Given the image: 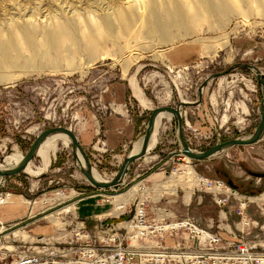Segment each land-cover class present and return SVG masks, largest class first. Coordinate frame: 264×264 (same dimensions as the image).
<instances>
[{
  "label": "rangeland",
  "instance_id": "rangeland-1",
  "mask_svg": "<svg viewBox=\"0 0 264 264\" xmlns=\"http://www.w3.org/2000/svg\"><path fill=\"white\" fill-rule=\"evenodd\" d=\"M123 105L143 123L141 132L109 149L106 125L123 117ZM165 108L181 113L180 137L176 119L163 118L155 149L131 163L116 187L93 186L69 142L56 144L44 170L35 156L29 169L5 175L0 207L19 205L23 216L0 221V262L51 253L72 240L78 247L122 242L123 250L138 199L149 217L166 215L165 224L191 220L219 234L224 215L236 218L238 242H248L253 225L264 235V178L249 174L264 173V136L201 161L187 157L181 143L206 153L255 134L264 108V0H0V163L25 157L47 131L67 129L80 140L94 130L82 152L102 178L116 179L153 112ZM197 176L222 181L237 198L218 206L223 194L213 196ZM92 192L107 216L80 215L78 200ZM118 203L128 205L126 214ZM186 232L141 243L193 247Z\"/></svg>",
  "mask_w": 264,
  "mask_h": 264
},
{
  "label": "built area",
  "instance_id": "built-area-1",
  "mask_svg": "<svg viewBox=\"0 0 264 264\" xmlns=\"http://www.w3.org/2000/svg\"><path fill=\"white\" fill-rule=\"evenodd\" d=\"M199 179L200 184L210 189L213 196L223 194L221 199L217 197L215 200L218 206L225 205L230 195L237 198L233 194L234 191L222 181H213L205 177ZM241 199L247 201L243 197L239 198L240 207L245 205ZM149 216L145 202L138 199L135 215L125 229L123 250L122 242H119V247L114 246L116 247L114 250V247L109 245L96 247L86 244L78 247L72 240L73 245L57 248L51 253L47 251L42 254L23 253L10 264H264V252H254L253 248L256 245L238 242L235 236L234 241H224L218 233L212 234L202 230L191 220L165 224L166 217L157 214L152 218ZM181 231H187L186 235L194 243L193 247L165 248L163 244L146 246L141 243V240L158 236L163 238L168 233L172 235ZM115 241L118 242V238L112 240ZM223 243H226V246L222 245Z\"/></svg>",
  "mask_w": 264,
  "mask_h": 264
},
{
  "label": "crops",
  "instance_id": "crops-1",
  "mask_svg": "<svg viewBox=\"0 0 264 264\" xmlns=\"http://www.w3.org/2000/svg\"><path fill=\"white\" fill-rule=\"evenodd\" d=\"M125 94H123V103L125 101L124 99ZM135 114L129 110L128 107H125L123 105V117H114L112 119H109V123L110 121L114 124V126L112 128H110L108 125H106V128L108 129V140H107V146L109 147V149H116V146H118L119 144H123V148L125 147V145L130 144L133 142V140L140 134L141 132V127H142V122L140 124V121L137 119L136 116H134ZM95 131L94 130H89L88 132L86 131V133H84L80 140H78L79 145L81 146V148H89L95 141ZM117 132V133H116ZM121 140V143H118ZM121 144V145H122ZM95 192H92L91 195L85 196L81 199L78 200V202L82 201V205L80 206V215L81 216H86V215H92L93 217H104L107 216L105 214V210L107 209L109 211V208H102L100 207V201H96V199H94L95 196H97L96 194H94ZM189 199L190 196L188 195ZM120 199L125 198V196H120ZM259 201L263 202L264 201V194L259 197ZM119 199V201H120ZM186 201V203L189 202ZM187 200V199H186ZM253 201H258L257 198L252 199ZM125 200H123L124 202ZM103 206V205H102ZM2 208V207H0ZM121 208H123L124 213L126 214V210L128 208V205L125 203H121ZM116 207V209H121ZM105 214V215H104ZM110 214V213H109ZM157 216L159 214V211H157ZM155 214V215H156ZM124 215V214H123ZM23 216L22 210L20 209L19 205H14L13 207H3L2 209H0V221H16L18 219H20ZM166 217V215H165ZM225 218V219H224ZM221 219L227 220L226 223H223V225L221 226L222 228H220L218 230L219 235L221 236V238L223 240H232L235 239L233 234H237V230L239 228L238 223L236 224V218L234 219L233 217L228 219V216L224 217V215H221ZM107 219H104V221ZM213 222H209V224L211 225ZM209 225V226H210ZM255 225H253L252 228H249L248 230V234L246 236V240L251 243V244H255L260 248L264 249V235L260 234L259 231L254 228ZM44 229V228H39ZM38 229V230H39ZM260 229L263 230L264 232V225L260 226ZM45 233L43 231H41L40 235L42 236H46L44 234H51L50 229H44ZM44 233V234H42ZM232 233V234H231ZM39 235V234H38ZM39 235V236H40ZM238 240V239H237ZM173 244V240H167V245H172Z\"/></svg>",
  "mask_w": 264,
  "mask_h": 264
},
{
  "label": "bare ground",
  "instance_id": "bare-ground-1",
  "mask_svg": "<svg viewBox=\"0 0 264 264\" xmlns=\"http://www.w3.org/2000/svg\"><path fill=\"white\" fill-rule=\"evenodd\" d=\"M138 93H139V91H138ZM262 114H263V112H262ZM171 117H174V119H176V121H177V115L170 112L169 110H164V111L156 113L154 116L153 132H152L151 137L149 139L146 137H143V138L139 139L136 143H134L131 154L129 156L140 154L144 150H146V152H148V153L151 152L152 150H154L156 145H157V138H158L159 128H160L162 119L163 118H171ZM253 136L254 135H252L251 137H249L247 139H242V140H250L253 138ZM263 136H264V132H263L260 140L263 138ZM58 142H64V143L69 142L74 146V141H73L71 135H69L67 132H61V131H56V132H53L51 134H48L36 143V146L34 147V155L33 156L34 157L37 156L41 159V162H42L41 170H44L50 164L51 152L53 151V149H55V146ZM230 147L231 146H226V147L222 148L220 151H218L217 153H215L211 157H214L215 155L229 149ZM182 150L183 151L185 150L183 145H182ZM74 151H75V155L77 157V163H78V166H79L81 172L82 173L85 172L86 174H89L93 181L100 183V184H110L112 181L115 180V179L106 180V179L102 178L101 175L95 169H92V167L85 161L83 154L80 152V150L78 148H75ZM185 151H187V150H185ZM193 154H201V153H194L193 152ZM25 161H26V156L23 157L22 155H17V154L12 155V156H7L0 163V182L3 179V177L1 176L2 173H8V172H12L14 170H19V169H22V172H23L26 169H29L28 165H29L30 161H28V162H25ZM127 169H128V166H126L125 171L122 174L121 178L123 177V175L125 174ZM31 173H32V175H37L36 172H31ZM199 178L200 177L197 176L198 184L200 183ZM133 193H135V191H129L126 194V196L127 195L131 196V195H133ZM119 199L120 198L117 197V200H119ZM188 199H189V197H187V201H188ZM123 200H125V198H123ZM119 206L120 207H118V208H121V203L119 204Z\"/></svg>",
  "mask_w": 264,
  "mask_h": 264
},
{
  "label": "water",
  "instance_id": "water-1",
  "mask_svg": "<svg viewBox=\"0 0 264 264\" xmlns=\"http://www.w3.org/2000/svg\"><path fill=\"white\" fill-rule=\"evenodd\" d=\"M249 67V66H247ZM249 68H252V70H254L255 72H257V75L258 77L261 76V73L259 71H257V69L255 67H249ZM261 80V79H260ZM164 110H169L170 112L174 113L175 115H177V126H178V130H179V137H180V122H181V113L179 112V110L177 109H172V108H165V109H158L156 111L153 112V114L151 115L150 119H149V123H148V133L146 134V138H150L151 135H152V132H153V122H154V116L156 113L158 112H161V111H164ZM263 114H262V117H261V121H260V124L253 136L252 139L250 140H233V141H229V142H225L223 144H220V145H217L216 147H214L213 149L209 150L208 152L206 153H201V154H193V152H191V150L183 143L182 145L184 146L185 150L187 151H183L184 154L189 157L190 159H194V160H197V161H201V160H205V159H208L210 158L211 156H213L215 153H217L218 151H220L222 148L226 147V146H249V145H252L256 142H258L264 132V109L262 110ZM56 131H61V132H67L69 135H71L73 141H74V149L75 148H78L80 150V152L83 154L82 152V148L81 146L79 145L78 143V140H77V137L75 135H73L69 130L67 129H55V130H50V131H47L46 133L42 134L38 140L33 144V146L31 147V150L29 151V153L26 155V161L25 162H28V161H31L32 158L34 157V147L36 146V143L44 138L46 135L48 134H51L53 132H56ZM147 154L146 150L142 151L140 154H137V155H133V156H128V158L126 159V161L124 162V166L121 170L120 173H118L116 179L114 181H112L110 184H100V183H97L95 181H93L90 177L89 174H86L85 172H83V176L95 187L97 188H100V189H109L111 187H116L118 185V182L120 181L121 179V176L122 174L124 173L125 171V168L126 166H129L131 163H133L134 161L140 159V158H143L145 155ZM84 156V154H83ZM84 159L85 161L87 162L85 156H84ZM88 163V162H87ZM20 170L22 171V169H19V170H14L12 172H8V173H2L1 176L4 177L5 175H12V174H15L17 172H20ZM250 175L252 176H255V177H260V178H264V173H258V174H255V173H249ZM228 185L232 188H237L234 183L232 182V180H229L228 182Z\"/></svg>",
  "mask_w": 264,
  "mask_h": 264
},
{
  "label": "trees",
  "instance_id": "trees-1",
  "mask_svg": "<svg viewBox=\"0 0 264 264\" xmlns=\"http://www.w3.org/2000/svg\"><path fill=\"white\" fill-rule=\"evenodd\" d=\"M225 174V173H224Z\"/></svg>",
  "mask_w": 264,
  "mask_h": 264
}]
</instances>
